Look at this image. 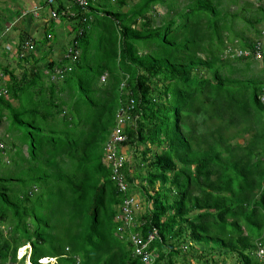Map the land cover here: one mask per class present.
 <instances>
[{
	"label": "trees",
	"instance_id": "1",
	"mask_svg": "<svg viewBox=\"0 0 264 264\" xmlns=\"http://www.w3.org/2000/svg\"><path fill=\"white\" fill-rule=\"evenodd\" d=\"M71 1L47 71L0 29V264H264V0Z\"/></svg>",
	"mask_w": 264,
	"mask_h": 264
},
{
	"label": "rangeland",
	"instance_id": "2",
	"mask_svg": "<svg viewBox=\"0 0 264 264\" xmlns=\"http://www.w3.org/2000/svg\"><path fill=\"white\" fill-rule=\"evenodd\" d=\"M44 1L45 0H15V1L14 0H0V29H2L4 31L9 26L10 22H13V21L15 22V20L17 19V15H19L20 13L23 14V12L25 10H27V11L29 10L28 7H26L25 4L30 3L31 4L30 7H31L33 5V3H35V2H36V5L41 3L43 6H42V8H40V10H41L40 12H48V13H46V15L44 17L40 18V16L37 17L38 14H37V11H36L35 12L36 17L32 18V20L30 22L27 21L30 24V26H31V27H29V31H30V34H32L33 37H29L32 40L28 39V40H30L29 47L28 48H26V47L23 48V51L24 50L27 51V52H24V55H26V54H28V53L33 51V46H31V45L34 42V40L37 39V37H40V36H42L44 34L45 25L48 24L51 20L56 19V18L59 17L58 13L55 12L57 7L55 8L54 7L55 5H51V4H43ZM65 1L66 0H64V2ZM184 1H185V3L187 2V0H178V2L180 4L183 3ZM243 3H244V0H240L239 4L243 5ZM254 4H257V3H254ZM226 6H228V5H226ZM70 7L71 6L66 7L67 9L62 12L65 16H67V15H75V14H70V13H74V10L72 9V7L71 8ZM238 8H239L238 5H230L229 6V9L231 11H234V10H236ZM53 9H55V10H53ZM70 9H71V11H70ZM14 10H16L18 12L14 13ZM156 10L159 13L156 16V19H157V22H160L161 18H159V17H160V15H165L166 14L167 7L162 6V5H158V6H156ZM55 13H56V15H55ZM38 18H40V19L36 23V19H38ZM16 23H19V22H15V24ZM241 25L242 24H240L237 28L240 29ZM61 26H62V22L58 23L57 26H56V30H55V33H54L55 36H56L55 40H52L50 42L48 41V42L45 43V44H49V45H46L44 47V50L45 51L46 50H50V52H51L50 55L46 56L45 59H43V60H41V62H39L40 67L45 69V70L47 69V65L49 64V62L51 60H55V61L60 62L63 58H65L66 52L63 50L65 48V47H63V45L65 46V45H67L69 43V40L71 39V36H72V34H69V31L72 30L73 26H70V25L64 23V26H65L64 29L67 30V31H65V33L62 31ZM9 36H10V39L8 38L10 40L9 43L12 42L13 44H12L11 48L8 51H4V53H6V54L8 53L9 57L10 58L12 57L13 61H11L10 59H6V62L10 61L11 62V69L15 70L16 74H21L22 70H21V68L19 67V64H18L19 61L17 60V51H16V48L19 47L20 38H18V36L16 34H13V32H10ZM49 36H51V35H49ZM1 52L2 51H0V53ZM55 69H56V72H59L61 70V67L57 66ZM253 69H254V71H255V73L257 75L262 73V72H260V70H262V62H261V60H259L257 62V64L253 67ZM1 73L2 72L0 71V74ZM263 74H264V72H263ZM4 78L7 79L8 76L4 75ZM57 80H58V76H57V74H54L53 81H57ZM201 120H202V118L200 117L199 121L201 122ZM118 123L121 124V119L120 118H118ZM6 125L7 124L4 123V122L0 125V138L2 136L4 137L5 134H8ZM117 128H122V126L119 125L112 131L111 139L113 138V134L117 130ZM0 146L1 147L3 146L2 142H0ZM22 150H23V153L25 155H27V145H23ZM7 154L8 153H4V156H5L4 162L10 163V158H9V155H7ZM144 170H145V168L142 171L144 172ZM135 207L139 208L140 210L143 209L142 207H137V206H135ZM28 250H30V245H27V246L24 247V252H23L22 255L24 256V254L27 253ZM22 255H20V249H19L17 251L16 256L18 257V259H21L23 257ZM260 255L261 256L264 255V247L261 248ZM28 257L29 256H27V262L29 261ZM45 259H47V260L44 261ZM45 259L41 260V261L44 262V263H47V262L55 263L56 262L55 258H45ZM221 262L223 264L225 261H221ZM228 262H230V261L228 260Z\"/></svg>",
	"mask_w": 264,
	"mask_h": 264
},
{
	"label": "crops",
	"instance_id": "3",
	"mask_svg": "<svg viewBox=\"0 0 264 264\" xmlns=\"http://www.w3.org/2000/svg\"><path fill=\"white\" fill-rule=\"evenodd\" d=\"M15 1V0H14ZM91 1V0H90ZM89 1V2H90ZM254 3H257V4H261L262 2H259V0H252ZM66 2V3H65ZM64 3H65V6L66 7H69V6H71L72 7V9L74 10V13H70V14H76V10H75V8H73L74 6H73V2L71 1V0H66ZM72 3V4H71ZM26 5V7H28V11L29 12H32V13H35L36 11H37V14H38V16L37 17H39L40 16V18L41 17H44L45 15H46V13H48V12H40L41 10L40 9H38L37 7H40V8H42V4L41 3H39V4H37L36 5V2L35 3H33V7L31 6L30 7V3H28V4H25ZM53 5H55L54 7L56 8L57 6H58V4L56 3V4H53ZM69 5V6H68ZM35 6V7H34ZM37 6V7H36ZM70 7V8H71ZM43 10V9H42ZM28 11L27 10H25L24 12H23V14H19V15H17V19L15 20V22L17 21V20H19V18L21 19V22H20V24H17V28H15V22L13 21V22H10L9 23V26L6 28V30H10L11 32H13V34H16L17 36H18V38H20V41H19V44H20V42H22V38L23 37H25V36H29V37H33L32 36V34H30V31H29V27H31L30 26V24L28 23V22H30L31 20H32V18H34V17H36V14H34L33 15V17H31V18H27V19H25L26 20V22L25 23H23V19L25 18V16H26V14L28 13ZM70 11H71V9H70ZM16 12H18V11H16V10H14V13H16ZM29 14V13H28ZM54 17V16H53ZM40 18H38V19H36V23H37V21L40 19ZM53 19V18H52ZM71 19V17H69V16H67L66 18H64V17H60V18H56V21L54 20H51L48 24H46L45 25V27H47V26H49V24H52V23H54L55 22V24L53 25V30H54V33H55V30H56V26H57V24L58 23H60V22H62V26H61V29H62V31L65 33V31H67V30H65L64 28H65V26H64V23H66V24H68V25H70V26H73V24L71 23V22H73V21H71L70 20ZM24 20V21H25ZM28 21V22H27ZM19 22V21H18ZM35 22V21H34ZM264 34V33H263ZM51 35V34H50ZM22 36V37H21ZM45 36H46V34H45V29H44V34L42 35V36H40V37H37V39L35 40L36 41V43L37 44H40V45H43V50L42 51H38V49H37V54H38V57H41V55H43L42 56V58L44 57V55H46V54H44L43 52H48L47 53V55L46 56H48V55H50V50H44V47L46 46V45H49V44H45L46 42H44V39H45ZM52 36V35H51ZM29 37H27V38H29ZM44 38V39H43ZM28 39H26L25 41H27ZM42 40V41H41ZM8 41H10V40H8ZM24 43V42H23ZM22 43V44H23ZM36 44V45H37ZM36 45H35V48H33V50H36ZM259 45H261V46H263L264 47V38L262 39V41H261V43L260 44H258V46ZM43 53V54H42ZM46 58V57H45ZM44 58V59H45ZM145 240V239H144ZM151 243V242H150ZM149 243V244H150Z\"/></svg>",
	"mask_w": 264,
	"mask_h": 264
},
{
	"label": "built area",
	"instance_id": "4",
	"mask_svg": "<svg viewBox=\"0 0 264 264\" xmlns=\"http://www.w3.org/2000/svg\"><path fill=\"white\" fill-rule=\"evenodd\" d=\"M52 1V0H50ZM78 2V4L80 6H87V4L89 3L90 0H76ZM56 12V11H55ZM56 15V13H55ZM2 41L0 39V45H1ZM34 43V42H33ZM32 43V44H33ZM30 45V40H27V41H24L23 43V48H28ZM261 50L257 51V58L258 59H262V56H261ZM246 53H250V52H246ZM60 72V71H59ZM263 102H264V92L261 96ZM125 139V136L123 135L122 133V128H117V130L114 132L113 134V138L111 139L110 143L108 144V155H107V160L110 161V160H115V158H120L119 161L121 162L123 160V155L122 156H118L116 154V151H115V142L116 141H122ZM1 147V146H0ZM115 164H118L117 161H115ZM121 186L123 185L122 183L120 184ZM123 187V186H122ZM131 202L134 201V199H131L129 200ZM127 201V203L129 202ZM140 205V204H139ZM140 207V206H139ZM127 210H129V208H127ZM130 211V210H129ZM135 218V217H134ZM129 220H131V218H129ZM138 237V238H137ZM132 240L134 242V244H136L140 250H142V253L144 252L145 249H147L149 243L151 242L152 240V237L149 238L148 240H144V239H141L137 234H134L132 236Z\"/></svg>",
	"mask_w": 264,
	"mask_h": 264
},
{
	"label": "clouds",
	"instance_id": "5",
	"mask_svg": "<svg viewBox=\"0 0 264 264\" xmlns=\"http://www.w3.org/2000/svg\"><path fill=\"white\" fill-rule=\"evenodd\" d=\"M54 10V9H53ZM260 251H261V249H260Z\"/></svg>",
	"mask_w": 264,
	"mask_h": 264
}]
</instances>
